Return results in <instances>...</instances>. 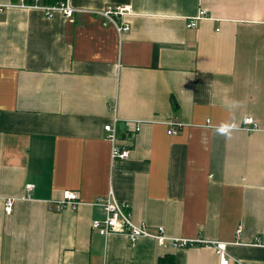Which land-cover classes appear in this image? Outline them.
<instances>
[{"label": "crops", "instance_id": "1", "mask_svg": "<svg viewBox=\"0 0 264 264\" xmlns=\"http://www.w3.org/2000/svg\"><path fill=\"white\" fill-rule=\"evenodd\" d=\"M20 2L0 0V197L16 199L12 215L0 203V264H221L202 243L95 231L111 194L153 234L264 264V0H70L72 19ZM109 5L132 8L128 33L93 12ZM67 190L77 208L58 210Z\"/></svg>", "mask_w": 264, "mask_h": 264}, {"label": "built area", "instance_id": "2", "mask_svg": "<svg viewBox=\"0 0 264 264\" xmlns=\"http://www.w3.org/2000/svg\"><path fill=\"white\" fill-rule=\"evenodd\" d=\"M20 7L28 9H40L45 13L48 18H53L55 14L61 13L67 19H72L75 13L81 12L75 9L70 0H65L59 4L53 6H43L39 0H21ZM100 15L104 20V25H113L116 27L119 34L128 33L131 30L129 22L126 17L132 13V8L125 5H109L101 11H93ZM207 17V11L202 10L200 13L187 22V27L190 29L195 28L198 22ZM116 111V110H114ZM118 123L119 120L115 118L113 124L105 126V131L108 133V139L112 142V158L126 160L130 157L131 148L129 146H122L121 141L118 137ZM130 125L129 139L135 141L136 137L142 130L143 122L141 121H128ZM243 129L248 132L261 131V127L258 125L253 117H246L243 123ZM168 133L170 135H177L184 127V123L178 120H170ZM34 187L28 185L27 190L31 191ZM79 192L78 191H64L63 198L56 202L57 209L63 210L66 208L75 209L79 203ZM0 203L3 204L5 213L12 215L14 213V206L16 199L12 197H0ZM100 205L106 217L104 220H95L92 223V228L104 236L110 234H121L125 235L132 245H135L138 239L142 237L155 238L161 245L166 246V243L173 241L175 246H190L197 243L205 244V246L211 247L216 250L221 258V264H230L232 261L237 264H242L241 261L233 259L228 253V242H207L203 240L188 241L184 239H173L166 235V231L163 227H160L157 234H153L149 231L145 223L136 224L133 221L132 206L128 202L118 201L111 194L108 198L101 199L98 203ZM242 233V227H238L237 235Z\"/></svg>", "mask_w": 264, "mask_h": 264}, {"label": "trees", "instance_id": "3", "mask_svg": "<svg viewBox=\"0 0 264 264\" xmlns=\"http://www.w3.org/2000/svg\"><path fill=\"white\" fill-rule=\"evenodd\" d=\"M158 264H176L175 256L167 255L163 258H160Z\"/></svg>", "mask_w": 264, "mask_h": 264}, {"label": "water", "instance_id": "4", "mask_svg": "<svg viewBox=\"0 0 264 264\" xmlns=\"http://www.w3.org/2000/svg\"><path fill=\"white\" fill-rule=\"evenodd\" d=\"M125 126H126V123H121V129L123 130L124 128H125Z\"/></svg>", "mask_w": 264, "mask_h": 264}]
</instances>
